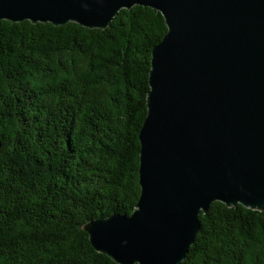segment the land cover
Returning a JSON list of instances; mask_svg holds the SVG:
<instances>
[{
	"label": "trees",
	"instance_id": "trees-1",
	"mask_svg": "<svg viewBox=\"0 0 264 264\" xmlns=\"http://www.w3.org/2000/svg\"><path fill=\"white\" fill-rule=\"evenodd\" d=\"M166 29L141 5L105 28L0 20V264H117L83 225L135 207L151 49ZM198 220L179 264H264V209L213 201Z\"/></svg>",
	"mask_w": 264,
	"mask_h": 264
},
{
	"label": "water",
	"instance_id": "water-1",
	"mask_svg": "<svg viewBox=\"0 0 264 264\" xmlns=\"http://www.w3.org/2000/svg\"><path fill=\"white\" fill-rule=\"evenodd\" d=\"M133 5L160 12L138 199L130 215L86 222L117 264H179L213 201L264 209V0H0V20L105 28Z\"/></svg>",
	"mask_w": 264,
	"mask_h": 264
}]
</instances>
